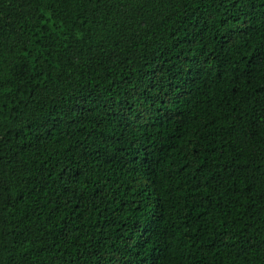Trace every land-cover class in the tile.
Here are the masks:
<instances>
[{
    "label": "trees",
    "instance_id": "1",
    "mask_svg": "<svg viewBox=\"0 0 264 264\" xmlns=\"http://www.w3.org/2000/svg\"><path fill=\"white\" fill-rule=\"evenodd\" d=\"M0 264H264V0H0Z\"/></svg>",
    "mask_w": 264,
    "mask_h": 264
}]
</instances>
